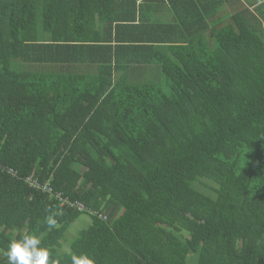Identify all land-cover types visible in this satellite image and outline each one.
Masks as SVG:
<instances>
[{
    "label": "trees",
    "instance_id": "obj_1",
    "mask_svg": "<svg viewBox=\"0 0 264 264\" xmlns=\"http://www.w3.org/2000/svg\"><path fill=\"white\" fill-rule=\"evenodd\" d=\"M138 1L0 0V250L264 264V2Z\"/></svg>",
    "mask_w": 264,
    "mask_h": 264
},
{
    "label": "clouds",
    "instance_id": "obj_2",
    "mask_svg": "<svg viewBox=\"0 0 264 264\" xmlns=\"http://www.w3.org/2000/svg\"><path fill=\"white\" fill-rule=\"evenodd\" d=\"M41 225L47 231L59 229L57 219L58 211L49 209ZM43 245L41 235L35 232L22 231L11 239L6 250H0V259L7 261V264H60L58 259L53 258L52 251ZM71 264H95V260L87 254L70 253Z\"/></svg>",
    "mask_w": 264,
    "mask_h": 264
},
{
    "label": "crops",
    "instance_id": "obj_3",
    "mask_svg": "<svg viewBox=\"0 0 264 264\" xmlns=\"http://www.w3.org/2000/svg\"><path fill=\"white\" fill-rule=\"evenodd\" d=\"M142 4V16L144 19L148 16L151 18L154 17V19L162 24L170 23L172 21V11L168 5L167 0H141L138 1ZM221 7L218 6H211V3H208L209 7H205L206 9H215L218 8V16L217 17H224L227 14L231 13L232 11L239 10L241 5L248 6L250 9L254 8V6L259 5L264 2V0H220ZM220 8V9H219ZM222 15V16H221ZM135 23L138 22V14L135 18ZM133 30L136 29L134 26H132ZM138 29V28H137ZM135 31V30H134ZM142 31H145L144 28L138 29L137 32L143 37H147L149 35H146L145 33H142ZM164 34V33H163ZM165 35V34H164ZM125 37L126 35H122ZM131 37V36H130Z\"/></svg>",
    "mask_w": 264,
    "mask_h": 264
},
{
    "label": "rangeland",
    "instance_id": "obj_4",
    "mask_svg": "<svg viewBox=\"0 0 264 264\" xmlns=\"http://www.w3.org/2000/svg\"><path fill=\"white\" fill-rule=\"evenodd\" d=\"M87 218L85 217V216H82V217H80L79 219H78V221L76 222V224L73 226V229L75 230V231H77V230H80L81 229V227H83L84 225H86L87 224Z\"/></svg>",
    "mask_w": 264,
    "mask_h": 264
}]
</instances>
